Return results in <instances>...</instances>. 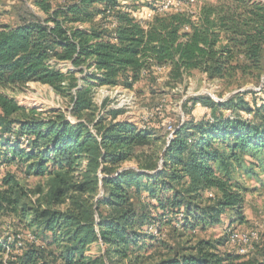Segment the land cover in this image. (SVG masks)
Masks as SVG:
<instances>
[{"label":"trees","instance_id":"16d2710c","mask_svg":"<svg viewBox=\"0 0 264 264\" xmlns=\"http://www.w3.org/2000/svg\"><path fill=\"white\" fill-rule=\"evenodd\" d=\"M138 2L31 0L44 17L0 25V163L48 178L44 204L30 206L15 177L0 181V217L26 232L0 235V264H264L226 238L191 242L227 211L240 220L237 178L264 171V4L205 2L195 14L145 21L129 9ZM63 63L72 68L57 70ZM156 70L170 90L197 72L236 93L189 99L206 112L174 126L169 140L95 106L97 89L155 82ZM30 83L68 99L75 122L43 118L4 94ZM247 85L258 91L239 92ZM165 228L183 240H162ZM94 244L99 254L85 256Z\"/></svg>","mask_w":264,"mask_h":264},{"label":"rangeland","instance_id":"374dc122","mask_svg":"<svg viewBox=\"0 0 264 264\" xmlns=\"http://www.w3.org/2000/svg\"><path fill=\"white\" fill-rule=\"evenodd\" d=\"M160 0H140L137 5L129 4L130 11L143 19L152 5ZM183 1V0H182ZM222 0H207V3H216ZM264 4V0H253ZM11 8L5 11L1 16L0 25L7 24L10 26L18 25L22 18L31 15L44 17L31 3L27 5L20 0H11ZM200 6L183 8L193 14L198 12ZM56 69L65 73L72 67L69 64H57ZM82 75L77 74V77ZM156 81L145 78L133 85L132 89H126L124 86L114 88L102 87L95 91L93 102L96 107L100 108L105 104L102 112L109 110L122 111L123 114L118 117V121H127L134 125L144 128L149 127L157 130L161 136L169 140L166 126H177L181 122L190 120L192 117L199 119L206 110L200 104L192 105L189 99L207 96L215 99L225 100L231 94L222 92L217 82L207 81L204 75L194 72L192 76L186 78L184 82L174 89H167L163 86L164 70H156ZM245 91L257 92V88L247 85ZM4 94L22 107L27 109H36L41 117L53 118L63 116L65 120L74 123L75 119L70 114V102L68 99L57 95L50 87L40 84L30 83L15 90H7ZM260 97L246 96L244 100L253 107L259 104ZM190 109V114H185V108ZM248 117V116H247ZM262 159L261 156L258 157ZM249 160V159H248ZM250 162V161H249ZM28 165H21L16 161L11 163H0V181L6 176L15 177L19 183V190L22 193V204L37 205L44 204L45 195L48 191V178L36 177L26 173ZM124 167L134 168L132 163L124 164ZM251 167L247 164L246 168ZM253 175L242 176L240 179L243 183V206L241 209V219L238 220L229 211L221 217V222L213 228L206 231L198 230L194 233L192 243L199 239L210 240L212 242L224 241V230L229 228L237 232H250L260 230L264 225V171L254 169ZM63 209V207H55ZM237 219V220H236ZM16 220L11 216L0 217V235L10 232H19L25 234L24 228L18 227ZM24 232V233H23ZM182 231L173 232L170 228L162 231V240L173 244L182 239ZM259 242L254 245L250 251V257L264 261V236H260ZM184 238V237H183ZM185 239V238H184ZM190 239V238H189ZM223 240V241H222ZM182 242V241H181ZM225 242V241H224ZM225 245V243H224ZM256 246V247H255ZM100 245L94 244L89 247L85 256L94 257L99 254ZM220 252H225V247H220ZM153 253V252H151ZM150 253V254H151Z\"/></svg>","mask_w":264,"mask_h":264},{"label":"built area","instance_id":"2783aa9c","mask_svg":"<svg viewBox=\"0 0 264 264\" xmlns=\"http://www.w3.org/2000/svg\"><path fill=\"white\" fill-rule=\"evenodd\" d=\"M207 0H160L153 5L151 10L144 16L145 21H150L155 15H164L169 13H178L186 11L183 8L201 6ZM52 64V62H50ZM174 127L171 125L166 126L168 138L171 139ZM227 243L233 246L239 254H247L253 250V245L259 242L260 236H264V225L260 230L250 232H237L228 230L226 233ZM8 251V247H6Z\"/></svg>","mask_w":264,"mask_h":264},{"label":"crops","instance_id":"0c3cea01","mask_svg":"<svg viewBox=\"0 0 264 264\" xmlns=\"http://www.w3.org/2000/svg\"><path fill=\"white\" fill-rule=\"evenodd\" d=\"M20 1H23V2H28V3H31V0H20ZM140 1V0H139ZM25 2V4L27 5L28 3H26ZM11 4H12V2H11V0H0V20H1V18L3 19V13L5 12V11H7L9 8H11L10 6H11ZM138 4V3H137ZM136 4V5H137ZM2 15V16H1ZM133 16L135 17V18H137V16H139V13H138V15H137V13H136V15L135 14H133ZM137 19H141V18H137Z\"/></svg>","mask_w":264,"mask_h":264},{"label":"water","instance_id":"95a60500","mask_svg":"<svg viewBox=\"0 0 264 264\" xmlns=\"http://www.w3.org/2000/svg\"><path fill=\"white\" fill-rule=\"evenodd\" d=\"M243 91H245V88L244 89H242V90H240L239 92H243ZM257 91H258V89H257ZM236 92H234V93H232L231 95H233V94H235ZM212 100H214V101H216V102H218V99H215V98H211ZM101 190H100V192H99V195H101Z\"/></svg>","mask_w":264,"mask_h":264}]
</instances>
